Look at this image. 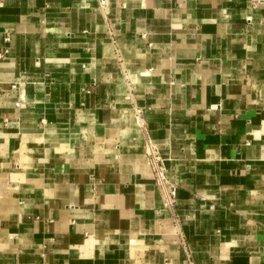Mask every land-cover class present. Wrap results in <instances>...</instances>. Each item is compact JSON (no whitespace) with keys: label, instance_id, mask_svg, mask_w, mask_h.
I'll use <instances>...</instances> for the list:
<instances>
[{"label":"crops","instance_id":"crops-1","mask_svg":"<svg viewBox=\"0 0 264 264\" xmlns=\"http://www.w3.org/2000/svg\"><path fill=\"white\" fill-rule=\"evenodd\" d=\"M0 264H264V0H0Z\"/></svg>","mask_w":264,"mask_h":264},{"label":"built area","instance_id":"built-area-1","mask_svg":"<svg viewBox=\"0 0 264 264\" xmlns=\"http://www.w3.org/2000/svg\"><path fill=\"white\" fill-rule=\"evenodd\" d=\"M148 161L151 164L154 171V180L164 191L166 195L167 204H173L175 201V187L170 182L163 158L159 154L157 148L148 145L147 146Z\"/></svg>","mask_w":264,"mask_h":264}]
</instances>
